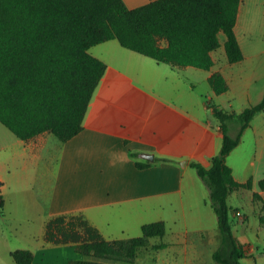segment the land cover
<instances>
[{
	"label": "crops",
	"instance_id": "crops-1",
	"mask_svg": "<svg viewBox=\"0 0 264 264\" xmlns=\"http://www.w3.org/2000/svg\"><path fill=\"white\" fill-rule=\"evenodd\" d=\"M150 1L123 0L129 9ZM234 31L243 60L227 61L222 33L203 81L220 73L227 90L216 95L210 87L207 95L218 98L219 108L240 113L258 104L264 94V84L253 88L264 80V0H241ZM114 41L89 50L107 69L75 137L61 142L42 133L21 140L0 123L4 127H0V264H15L11 257L15 250L32 252V264L82 259L75 244L45 239L48 221L62 215H82L108 241L138 237L142 225L163 221L165 236L150 239L135 263L216 264L212 254L220 242L217 218L209 192L190 163L209 168L223 133L207 99L189 88L187 74L195 75L194 67L168 65L163 76L160 66L167 64ZM237 100L248 103L233 110ZM142 154L153 155V161ZM136 162L148 167L139 169ZM226 163L237 182L252 181L250 190L230 194L239 199L247 192L249 211L257 219L248 235L238 236L233 227L235 237L251 245L252 256L243 263L264 264V229L258 220L262 202L253 199L257 193L264 200L258 186L264 179L263 112L252 119ZM236 211L248 227L249 211L244 207ZM159 244L165 247L153 249Z\"/></svg>",
	"mask_w": 264,
	"mask_h": 264
},
{
	"label": "trees",
	"instance_id": "trees-1",
	"mask_svg": "<svg viewBox=\"0 0 264 264\" xmlns=\"http://www.w3.org/2000/svg\"><path fill=\"white\" fill-rule=\"evenodd\" d=\"M240 4L241 0H152L129 9L123 0H0V123L21 140L51 133L66 142L79 134L107 69L89 49L109 40L157 63L208 71L223 33L227 61L237 63L243 60L234 31ZM208 83L216 95L228 88L220 73L212 74ZM207 106L223 133L221 147L209 168L196 162L190 166L207 188L217 218L220 242L213 261L244 264L243 259L252 256L251 245L233 233L228 198L233 191L250 190L252 181L237 182L226 158L255 115L264 113V94L258 104L240 113L225 111L211 100ZM258 186L264 191V179ZM253 199L262 202L258 220L264 229V200L257 193ZM165 233V223L157 221L142 225L138 237L108 241L82 215H62L48 221L45 239L75 244L83 258L69 264H134L149 240L162 239ZM11 257L15 264L33 261L28 250H15Z\"/></svg>",
	"mask_w": 264,
	"mask_h": 264
},
{
	"label": "rangeland",
	"instance_id": "rangeland-1",
	"mask_svg": "<svg viewBox=\"0 0 264 264\" xmlns=\"http://www.w3.org/2000/svg\"><path fill=\"white\" fill-rule=\"evenodd\" d=\"M219 36L222 39L224 38V35L222 33ZM220 37H219V40H221ZM114 43L115 44H118L117 41H114ZM102 44H104V43L95 45V46L91 47V49L92 48H96L97 46H102ZM221 49L224 50L223 47H221ZM217 51H219V50H217ZM91 52L94 53L95 51H89L90 54H91ZM160 68L163 70L162 71V75L163 76H166L167 75V70H169L168 69V65L167 66L166 65H162V66H160ZM192 69L195 70V75L189 74V73L187 74L186 73L187 76L190 77V78L188 77L189 78L188 83H190L189 88H192L194 90V92H196L198 95H203V97H205V100L206 99L207 100H211L212 103H214L217 106H219L220 101L218 100V98L215 95H213L214 98H211V99H209L210 96L208 97V95H207V93L210 92L209 91L210 86H209V84L207 82L203 81V78H204V75L206 74V71H203V70H200V69H196V68H192ZM262 84H264V80H261V81L257 82L256 85H253V88L260 89V87H261ZM189 92H191L190 89H189ZM247 103L248 102H246V101H239V100H237L235 102V105H234V109L233 110H237L238 109L236 107L237 105H247ZM228 110H229V108H225V111H228ZM0 127H2L1 124H0ZM2 128H4V127H2ZM232 129H233V127L231 128V131H233ZM195 176H196V174H195ZM196 179L199 180L197 176H196ZM247 200H248V193L247 192H244L242 194V198L239 195V199H238L236 193H233L228 198V205L231 208V210L229 212V216H230V218L232 220V225H233L234 229H236L238 231L237 235L238 236H241V237L242 236H245V235H248L249 233H251L253 231V229L257 225V219H256L255 215H253L249 211L250 205H249V202H247ZM236 207H239V208H243L244 207L245 209H247L249 211L248 214H247L248 215V227H249V229H248L247 225H245V222L246 221H245L244 216L241 214V217H237L234 214V208H236ZM155 239L159 240L158 238H155ZM112 263H114V264H125V263H122V262H112ZM135 264H141V263L136 262Z\"/></svg>",
	"mask_w": 264,
	"mask_h": 264
},
{
	"label": "water",
	"instance_id": "water-1",
	"mask_svg": "<svg viewBox=\"0 0 264 264\" xmlns=\"http://www.w3.org/2000/svg\"><path fill=\"white\" fill-rule=\"evenodd\" d=\"M141 157L146 159V160H150V161H153V159H154V156L151 154H142Z\"/></svg>",
	"mask_w": 264,
	"mask_h": 264
},
{
	"label": "built area",
	"instance_id": "built-area-1",
	"mask_svg": "<svg viewBox=\"0 0 264 264\" xmlns=\"http://www.w3.org/2000/svg\"><path fill=\"white\" fill-rule=\"evenodd\" d=\"M0 215H1V207H0ZM235 215H236L237 217H241V213H240L239 211L235 212Z\"/></svg>",
	"mask_w": 264,
	"mask_h": 264
}]
</instances>
